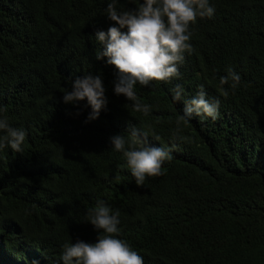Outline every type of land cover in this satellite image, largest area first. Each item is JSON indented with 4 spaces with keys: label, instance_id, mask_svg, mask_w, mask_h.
<instances>
[{
    "label": "trees",
    "instance_id": "16d2710c",
    "mask_svg": "<svg viewBox=\"0 0 264 264\" xmlns=\"http://www.w3.org/2000/svg\"><path fill=\"white\" fill-rule=\"evenodd\" d=\"M109 2L0 0V115L27 132L22 153L0 151V264H62L65 243L96 241L85 220L97 200L120 211L119 238L144 264H264V0H210L216 12L192 25L180 77L136 85L148 115L114 93L116 69L96 59ZM229 68L235 90L220 84ZM89 73L108 104L86 123L87 100L66 104L63 92ZM201 85L219 116L178 126ZM130 125L171 154L141 187L109 140Z\"/></svg>",
    "mask_w": 264,
    "mask_h": 264
},
{
    "label": "clouds",
    "instance_id": "9594fccd",
    "mask_svg": "<svg viewBox=\"0 0 264 264\" xmlns=\"http://www.w3.org/2000/svg\"><path fill=\"white\" fill-rule=\"evenodd\" d=\"M118 3L119 0H110L107 4V18L112 25L107 31H95V39L103 49L96 54V59L106 58V63L116 69L114 93L131 101L134 111L148 115L151 106L141 102L136 85L147 87L152 81L170 82L179 78L185 53L194 51L192 25L198 18H212L216 7L210 0H141L133 8L117 7ZM240 80V75L229 68L227 75L220 78V84L231 81L230 87L235 90ZM183 91L177 84L172 89L173 99L181 101ZM105 93L101 76L89 73L71 82L70 89L63 92V102L76 104L86 99L91 108L87 123L98 119L106 109ZM223 95L227 96L228 91L224 90ZM220 104L219 99H209L201 85L193 98L184 101L177 125L189 122L193 116L204 115L215 120ZM4 111L0 106V113ZM126 130L127 136L116 134L109 140L112 149L123 154L136 185L141 187L147 177L164 174L162 166L171 159L170 150L151 145L148 132L140 128L130 125ZM0 133V151L10 147L13 152H23L25 129L11 126L0 115ZM120 216L118 209L97 200L86 210L85 220L98 232L96 241L77 239L74 243H65L60 257L62 264H144V257L127 240L119 238Z\"/></svg>",
    "mask_w": 264,
    "mask_h": 264
}]
</instances>
